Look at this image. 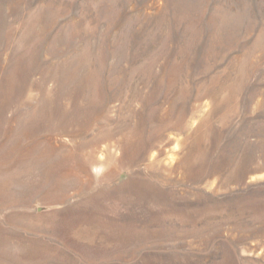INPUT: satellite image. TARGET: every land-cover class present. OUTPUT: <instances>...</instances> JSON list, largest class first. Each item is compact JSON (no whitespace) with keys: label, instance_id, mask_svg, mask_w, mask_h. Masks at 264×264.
Here are the masks:
<instances>
[{"label":"rangeland","instance_id":"rangeland-1","mask_svg":"<svg viewBox=\"0 0 264 264\" xmlns=\"http://www.w3.org/2000/svg\"><path fill=\"white\" fill-rule=\"evenodd\" d=\"M0 264H264V0H0Z\"/></svg>","mask_w":264,"mask_h":264}]
</instances>
